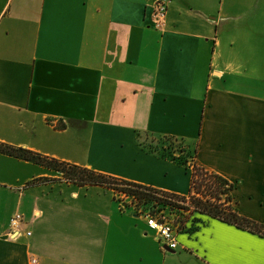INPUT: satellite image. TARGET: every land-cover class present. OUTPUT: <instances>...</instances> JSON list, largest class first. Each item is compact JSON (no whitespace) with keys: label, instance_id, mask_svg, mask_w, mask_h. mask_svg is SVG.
I'll return each instance as SVG.
<instances>
[{"label":"crops","instance_id":"1","mask_svg":"<svg viewBox=\"0 0 264 264\" xmlns=\"http://www.w3.org/2000/svg\"><path fill=\"white\" fill-rule=\"evenodd\" d=\"M158 1L0 0V142L183 197L190 164L147 146L181 142L264 224V0H165L163 29ZM130 199L0 154V264H264V237L181 207L170 250Z\"/></svg>","mask_w":264,"mask_h":264},{"label":"trees","instance_id":"2","mask_svg":"<svg viewBox=\"0 0 264 264\" xmlns=\"http://www.w3.org/2000/svg\"><path fill=\"white\" fill-rule=\"evenodd\" d=\"M57 127L63 128L60 125H57ZM180 152L185 158L173 157L174 160L182 164H189L188 159L193 160V165H190L193 170L191 193L183 197L163 193L93 169L49 158L26 148L0 142V154L32 162L61 173L68 182L81 186L105 187L132 197L144 205L154 206L156 204L165 207H181L193 212H200L264 237V224L242 216L238 209L233 206L232 192L234 191V185L218 174L199 167L196 164V157L188 153L184 148H181ZM168 198L172 199V201ZM173 201L188 202V205H180Z\"/></svg>","mask_w":264,"mask_h":264},{"label":"built area","instance_id":"3","mask_svg":"<svg viewBox=\"0 0 264 264\" xmlns=\"http://www.w3.org/2000/svg\"><path fill=\"white\" fill-rule=\"evenodd\" d=\"M167 14H168V3L165 0L158 1L156 3L155 11H154L155 24L158 29H163L166 26ZM123 195L124 197H128L125 194ZM132 200L136 201L134 198H132ZM170 201H172V199H170ZM173 202L176 203L177 201H173ZM177 203L180 205H186V206L188 205V202H184V201H180ZM166 208L170 209L175 207L168 206ZM164 211L165 210L155 213L153 211H148L143 213L141 210L137 212L143 215L147 219L148 227L156 232L158 239L162 243H164L170 250H176L178 247L177 231L176 228L174 227V224L170 221V218L166 214H164ZM23 221L24 218L21 214H15L11 218L10 228H11V236H13V238L15 237L16 233H18L20 225L23 223Z\"/></svg>","mask_w":264,"mask_h":264},{"label":"rangeland","instance_id":"4","mask_svg":"<svg viewBox=\"0 0 264 264\" xmlns=\"http://www.w3.org/2000/svg\"><path fill=\"white\" fill-rule=\"evenodd\" d=\"M172 142V143H170ZM168 141L167 139H164V138H160V139H157L156 141H153V140H149L148 141V147L155 150V151H159L160 153H165L166 155H176L178 157H181V158H185V156L180 152L181 148H183L184 144L181 143V142H173V141ZM147 143V139L145 138L144 139V144ZM188 163H190V165H193V160H190L188 159ZM124 197L123 194H120ZM233 197V196H232ZM125 198H129V197H125ZM225 197L223 198V201H224ZM126 204L128 203L130 206H133V208H135L136 211H141L144 213V212H148V211H153L154 213L155 212H159V211H162V210H165L164 211V214H166L169 218L170 216L173 217L171 218V220H176L174 219V216H172V214L170 213L169 211V208H166L165 206L163 205H156L154 204L153 205H144L142 203H139L138 201H134L132 200V198L130 199L129 202H125ZM176 223V222H175Z\"/></svg>","mask_w":264,"mask_h":264}]
</instances>
